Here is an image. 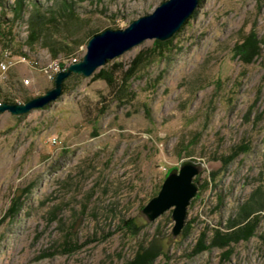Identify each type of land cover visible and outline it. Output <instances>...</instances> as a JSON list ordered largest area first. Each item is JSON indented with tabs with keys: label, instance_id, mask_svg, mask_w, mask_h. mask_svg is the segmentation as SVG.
<instances>
[{
	"label": "rangeland",
	"instance_id": "obj_1",
	"mask_svg": "<svg viewBox=\"0 0 264 264\" xmlns=\"http://www.w3.org/2000/svg\"><path fill=\"white\" fill-rule=\"evenodd\" d=\"M165 1L0 0V62L10 65L0 106L45 95L93 36ZM37 10L56 58L29 41ZM191 17L169 40L72 74L46 107L0 114V264H128L149 246L161 254L154 264H264V209L228 236L243 228H230L243 206L264 204V0H202ZM252 36L260 49L248 63L235 46ZM140 56L133 99L95 77ZM186 159L201 163L199 191L174 235V207L153 221L143 210ZM226 236L234 242L219 245Z\"/></svg>",
	"mask_w": 264,
	"mask_h": 264
},
{
	"label": "water",
	"instance_id": "obj_2",
	"mask_svg": "<svg viewBox=\"0 0 264 264\" xmlns=\"http://www.w3.org/2000/svg\"><path fill=\"white\" fill-rule=\"evenodd\" d=\"M200 0H167L152 14L143 16L124 30L107 29L93 36L87 46L83 59L70 65L66 71L59 72L55 87L45 95L33 98L24 104L4 103L0 114L10 111L22 115L34 109L46 107L63 93L64 82L72 75L91 76L108 61L121 56L124 52L147 39L166 41L171 39L189 20ZM201 163L192 159L184 160L179 168L170 171L157 196L152 198L143 212L153 221L174 207L172 218L175 221L174 235L182 232L187 218V209L198 196L199 184L195 180L200 172Z\"/></svg>",
	"mask_w": 264,
	"mask_h": 264
},
{
	"label": "trees",
	"instance_id": "obj_3",
	"mask_svg": "<svg viewBox=\"0 0 264 264\" xmlns=\"http://www.w3.org/2000/svg\"><path fill=\"white\" fill-rule=\"evenodd\" d=\"M202 0H200L201 2ZM21 3V2H20ZM18 10V8L15 9V11ZM19 11H21V4H19ZM192 18V17H191ZM190 18V19H191ZM32 24H31V29H30V36H29V41L30 43H36L40 41L42 44H44V47H47L52 55V57L56 58L59 55V51L57 48H54L51 46L50 42V37L48 36V27L45 25L47 23L46 17L44 16L43 13H41L39 10H37L32 17ZM50 22V21H49ZM189 20L186 22L188 23ZM185 23V24H186ZM1 33V31H0ZM260 49V42L259 40L252 36L248 40L244 41L241 44H237L235 46V51L241 56H243L248 63H250L259 53ZM144 59H142V56L136 58L131 66L124 70L121 65L117 64L111 69L105 70L101 69L95 77L97 79H102L107 82L109 87L115 91L116 94H118V97L124 100H129L133 99L134 94L130 89L129 82L130 80L136 75L138 68L140 65L143 63ZM110 62V61H109ZM108 62V63H109ZM8 101V100H6ZM229 158L231 157V154L228 156ZM227 157H221L220 159L224 163H228L229 160L226 159ZM257 204H251L249 203L248 206H243L242 209L240 210V220L238 222H231L230 228H235L240 225L243 226V228L239 230H234L230 232L228 235L229 237L231 236H240L241 232H245L249 230L254 222H250L252 218H254L255 214L262 211L264 209V204L263 202H256ZM262 206H259V205ZM19 211V205H17V201L13 202L11 211L13 215H15ZM132 223V222H131ZM247 223V224H246ZM246 224V225H245ZM245 225V226H244ZM254 231V229L252 230ZM252 231L250 232V235L252 234ZM246 233V232H245ZM240 234V235H239ZM204 236V235H203ZM229 237L226 236V239H229ZM220 239H224V237H218ZM240 238L237 239V241ZM233 239L226 240L223 244V246H228L229 244L233 243ZM214 244V243H213ZM199 250V249H198ZM159 251L151 246L148 248L142 247V249L137 253L135 258L130 261L128 264H154L160 253Z\"/></svg>",
	"mask_w": 264,
	"mask_h": 264
},
{
	"label": "built area",
	"instance_id": "obj_4",
	"mask_svg": "<svg viewBox=\"0 0 264 264\" xmlns=\"http://www.w3.org/2000/svg\"><path fill=\"white\" fill-rule=\"evenodd\" d=\"M22 60H23V62H24V61H27V57H26V56L22 57ZM2 63H3V62L1 61V62H0V78H1L2 76H4V74H5L6 70H7V68H9V66H10V65H6V64H4V63L2 64ZM10 63L14 64L13 59H12V61H10ZM52 64H54V65L57 66V61L54 60V62H52ZM58 67H59V65H58ZM0 104H1V103H0Z\"/></svg>",
	"mask_w": 264,
	"mask_h": 264
}]
</instances>
